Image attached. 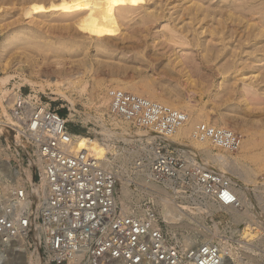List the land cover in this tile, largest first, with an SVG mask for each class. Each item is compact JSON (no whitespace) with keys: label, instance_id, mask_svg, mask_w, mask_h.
<instances>
[{"label":"bare ground","instance_id":"obj_1","mask_svg":"<svg viewBox=\"0 0 264 264\" xmlns=\"http://www.w3.org/2000/svg\"><path fill=\"white\" fill-rule=\"evenodd\" d=\"M149 1L150 0H0V22L7 17H13L14 14L19 15V17H16L9 22L0 24V70L4 73L3 76H0V122L11 123L13 121L10 109L12 108L15 99L18 96L22 97L24 95L19 89L21 86H24L23 84L17 85L16 87H18V89H13L8 93L4 89L10 81L11 74L8 73V70L13 64H16L17 67L20 68H24L26 65L30 66L29 75H27L28 77H24V81L31 85L39 84L42 87L43 84L39 83L34 77H39L37 75H40L41 73L43 74L44 67H48V72L50 71L55 74L54 81L49 80L48 84H51L50 86H52L57 95L59 94L64 99H68L69 96L67 97V94H65L66 92H64V88L68 89L69 87H77L78 84L75 86V82L79 79L78 77L84 75L88 71H97L102 65L109 67V71L112 72L113 75L116 73L122 74L127 70V67L125 66L126 64L119 65L118 62H116L117 64H111L112 62L106 63L105 61L107 60V62H109L108 60H113L114 57L113 53L115 49L112 46L113 44H109L110 41L113 40L116 42V40L123 39L122 35L123 37H126L127 35L122 31V27L126 25L127 21H131L135 16L139 15V18L132 23L134 29L140 26L146 27L149 24L165 19L167 15H169L167 21H172L173 25L167 23L161 40L163 42H172L174 44L195 45L202 49V56L207 61L216 59L223 53L224 56H226L229 51L225 50V48L231 43L233 35L236 34L238 36L240 33H243V35L240 34V36L237 37L238 43L240 44L242 42L241 40L250 43L253 49L262 55L261 60L264 61V46L262 44L263 40L261 39L264 38V0H226L225 5L218 6L219 18L216 27L209 25V22L211 21L209 20V17L214 13V10L210 9L214 6L211 4L205 5L204 0H169V4L176 3V5L168 9V12H165L166 8H164V6L167 5L163 4V0H154V5L158 1L159 4L156 6L153 5V8L149 5ZM171 9L173 10L172 12H170ZM80 10L82 11L81 13H79ZM81 15L85 16L78 19ZM174 15L176 16L173 17ZM25 16H27V19H25ZM177 18H181L180 23L185 21V19L188 20L191 26H178L179 23L175 22ZM204 20L206 22L203 24ZM108 22L111 23V26L116 27V31L120 32L118 36H114L110 34L109 31H106L109 29L107 28ZM201 23L202 25H200ZM197 24L200 25L199 28L195 27ZM204 25H206L205 31L203 30ZM189 32L191 33V38L186 40V38L190 36ZM206 33L210 34V39L207 40V38H205V41L201 42V39L204 37L202 35ZM227 38L229 39L226 40ZM214 40L221 43V47L217 50L211 46V43ZM90 46H94L93 48L96 50L93 55L89 53ZM238 48L239 47H234L230 54L236 58L228 60L218 69L221 73L236 72L238 68L236 62L242 50L241 48ZM252 55V59L255 58V55ZM246 61L247 60H243L241 64L248 65ZM179 62L180 60L177 61V64H179ZM82 67L84 71H81L80 68ZM135 71L140 73V68L135 67ZM256 71V68L250 69V77L248 79L257 78L258 75H260L264 80V70L257 72L258 74H256ZM138 76L140 77L139 82L137 81L138 85H140V88L138 89L133 88L136 83L129 82L128 84H125L121 81L112 82V79V83L103 87L100 82L94 83L95 85L94 87L92 86L93 89L91 90V95L97 97L103 93L98 100L99 104L97 107H103L104 104L107 105V114L112 119L109 120L112 121L110 125L106 123L107 121L105 122L103 120L100 123L102 130V132H100L103 134L104 138L122 140H130V138H134L130 141L137 145L139 144V146H136V149L124 148L122 149L123 152L120 151V149L113 151V147H111L110 144L100 141L97 136L91 138L74 134L72 132L73 150L79 151L89 149L93 151L98 158H102L105 164L110 167L117 166V162L124 165L126 157L135 158V164L140 156H151L154 138H157L159 135L151 130L135 127L127 119L113 114L110 111L107 94L110 90L117 89V87L118 89L132 88L134 89V92L138 93L136 95L141 94L143 97L146 96L144 98L151 102L164 105L167 104V106L170 104L174 106L176 110L179 109L181 112H183V110L180 108L179 103H182L183 101L179 99L178 96H174L167 87L162 88L161 90L163 91L158 93L157 81L152 75L138 74ZM85 77L87 76L85 75ZM46 78L49 79V77ZM82 80L83 79H81V81ZM45 83H47V81ZM82 84H79L77 88L83 90L88 83L86 84L85 81V85L83 84L82 86ZM111 85H114L112 87L116 88L108 90V87ZM81 89L79 90V93ZM71 92H73L72 88ZM104 93H106L105 96ZM26 98H36L39 100L38 98L40 97L37 91H31ZM69 100L71 101V98ZM184 114L186 119L176 128V131L172 134L160 135V138L168 144H170L171 141H179L180 138L191 139L192 149L188 150L187 154L183 151V154L178 153V155L183 156L184 159L210 173H216L220 176L227 177L230 182V190L235 195L237 203L223 206L216 202L211 195L198 190L194 196L195 200H187L184 198V200H180L177 204L168 196L162 195V193H157V195H154V201L158 206L160 217L162 216L164 221H166L167 226H170H168L169 230H171L189 220L185 214L188 211L193 213V209L189 208L188 205L205 207L208 214L211 212L213 213L216 210L227 209L230 211V219L235 225L232 227V230L234 233H237L240 231L237 227L239 222L248 219V221L252 223L255 220L254 217H252L254 214L249 213L248 205H250L252 201L250 192L253 185L256 183V166L252 167L249 163H243L235 157L232 158L229 154V151L231 150L219 147L210 140H204L197 137L196 126L198 123L196 121L201 117V114ZM128 123L135 129L131 130ZM247 143L248 141L245 140L244 144H241L242 147L246 146ZM122 147L123 146H121V148ZM0 155L8 156V152L6 149L2 148L1 145ZM242 156H248V154L245 153ZM255 156L264 163V144L261 151ZM257 158L254 157L252 159L255 160ZM29 161L28 166L32 167V170L36 167L42 170L43 163L40 159L36 158V160H33L29 156ZM6 163L8 165V161ZM122 164L118 170L117 201L121 203L124 209H129V200L127 199H130L134 192L129 183L131 182L129 177H131L133 173L134 164L130 167V170L127 173L126 166H122ZM29 167H24L22 163H20L19 169L11 168L10 178L12 179V182L5 181L0 185V198H7L8 193L13 189H24L26 194H29V196H32L34 199L36 198L37 192L33 188V171L31 175ZM133 174L136 181H140L143 184L149 183V173L147 171L134 172ZM237 182L242 183L244 186L237 188L235 186V183ZM150 184L156 188V190H164V187L160 186L157 182H150ZM133 194L136 196L140 195L139 197H136V199H139L143 194L150 193L146 190L140 189V191L137 190V192ZM258 198L261 202H264V190L260 191ZM200 207H198V209H201ZM178 208H183V211H180ZM190 217L193 216L191 215ZM258 217L264 222V205L263 211L258 214ZM171 231L174 232L175 229ZM206 233L200 232L203 236H206ZM182 237L185 236L183 235ZM34 238L36 240V247L34 248L36 252L34 251L35 253H26V255H24L25 264H39L40 262L38 256L40 243L37 232L34 234ZM203 241L211 242V240ZM22 242L28 246L29 241L27 240L26 235H21L18 239L9 242L6 245H10L15 249L18 244L20 245ZM194 243L195 241L192 240L187 243L184 242V245L189 246ZM0 246V264H11L14 262V260L11 261V255L7 256L1 249L5 246L2 238H0ZM220 250L222 253L229 252L226 245L220 247ZM223 256L225 259V255Z\"/></svg>","mask_w":264,"mask_h":264},{"label":"built area","instance_id":"obj_2","mask_svg":"<svg viewBox=\"0 0 264 264\" xmlns=\"http://www.w3.org/2000/svg\"><path fill=\"white\" fill-rule=\"evenodd\" d=\"M28 94L15 99L13 121L2 129L8 132L4 137L9 148L22 159H40L43 167L32 170L37 175L35 199L24 189H13L0 200V238L5 244L26 235L28 244L36 245L37 232L45 264H225L216 242L185 246L171 237L184 233L178 226L169 230L154 201L157 193L176 203L195 200L199 190L223 206L237 203L227 177L194 165L160 138L176 131L186 119L184 113L120 89L107 94L113 114L159 135L151 156H140L133 165V173H149V183L136 181L133 173L129 177L134 190L150 194L129 200L130 208L124 209L117 201L118 167L107 166L89 149L73 150L67 117L40 95L37 100L26 98ZM196 136L231 151L241 140L229 128L205 124L197 125Z\"/></svg>","mask_w":264,"mask_h":264},{"label":"rangeland","instance_id":"obj_3","mask_svg":"<svg viewBox=\"0 0 264 264\" xmlns=\"http://www.w3.org/2000/svg\"><path fill=\"white\" fill-rule=\"evenodd\" d=\"M153 1L154 0L149 1L151 8H153L154 5ZM204 1L205 5L211 4L214 6L212 9H210L214 10V13H212V15L209 17V20H211L209 25L216 27V23L219 18L218 6L225 5L226 0ZM162 2L163 4L167 5L164 6V8H166L165 12H168V9L176 5V3L169 4V0H163ZM158 4L159 1L156 2L154 6ZM172 11L173 10L171 9L170 12ZM81 12L82 11L80 10L79 13ZM82 16L85 15L79 16L78 19ZM139 16H135L133 20L127 21L126 25L122 27V31L127 35L126 37H123L122 35L123 39L116 40V42L111 40L109 43L111 45L113 44L112 46L115 49L113 53L114 57L113 60L109 59V62H107V60L105 62H112L111 64L118 62L119 65L126 64L125 66L127 67V70L124 73H116L113 75V73L109 71V67L105 65H102L97 71H88L89 74L86 72L84 75H82L83 78L82 76H79L78 78L80 80L77 79L75 82L76 86L77 84L79 85L83 82L85 85L86 81L88 86L86 85L83 90L79 87L81 89L80 93V89L77 88L78 85L77 87H71L73 92H71L70 87L68 89L64 88V92H66L65 94H67V97L69 96L68 99H64L59 94L57 95L52 86H50L51 84H48L49 80L54 81L55 79V74L51 73L50 71L48 72V67H44L43 74L41 73L40 75H37L39 77H34L39 83L43 84L42 87L39 84L31 85L24 81V77H28L27 75H29L30 66L26 65L24 68H20L17 67L16 64H13V66L8 70V73L11 74L10 81L7 83L4 89L8 93L13 89H18V87H16L17 85L23 84L24 86H19V89L23 94H27L31 91H37L42 97V100L44 99V103H47L51 108L57 109L58 112L64 116L67 117L68 115V120L70 121H68V123L71 132L91 138L93 136H97L100 141L110 144V146L113 147V151L120 149V151L123 152L122 149L124 148L136 149L139 144L137 145L136 143L131 142L134 138H130L131 141L104 138L103 134L101 133L102 130L100 123L103 120L105 122L107 121L106 123L110 125L112 121L109 120L112 119L107 114V105L104 104L103 107H97L99 104L98 100L101 98L103 93H101L100 96L98 95L99 97L91 95V90L93 89L92 86L94 87V83L97 82H100L103 87L112 82L121 81L125 84H128L129 82L136 83L133 88L138 89L140 88V85L137 83V81L139 82L140 80L138 74L152 75L157 81V87L159 91L158 93L163 91L161 90L162 88L167 87L174 96H178V98L183 101L182 103H179V106L184 113L201 114V117H199V119L196 121L198 123L197 125L205 124L234 130L240 136V145L242 143L244 144L245 140L248 141V143L244 147H242V144L236 151H229L230 156L232 158L235 157L241 160L243 163H249L252 167L256 166V183L253 185V188L250 192L252 201L251 204L248 205V209L250 211L249 213L254 214L252 215V217L255 219L254 222L250 223L248 219L246 221L239 222L237 227L240 229V231L234 233L232 227L235 225L230 219L231 215L229 210H216L213 213L211 212L208 214L205 207H200L198 205H188L189 208L193 209V213L188 211L185 216H187L189 220L186 223H181L177 228V231L183 232L184 234L169 235L173 238H176L182 244L192 240L195 242L211 240L216 242L219 247L226 245L229 249V252L222 253L225 255V264H264V222L258 217V214L262 213L264 205V202L262 201V203L258 198L260 191L264 190V163L262 160H259L257 156H255L261 151V148L264 144V80L260 77V75H258L257 78L248 79L250 77V69L256 68V74H258L257 72L264 70V61L261 60L262 55L259 52H256L252 45L247 41L241 40L242 44H239L237 37L240 36V34L243 35V33H240L238 36L234 34L231 39V43L227 45V48H225V50L229 51L226 56H224L223 53L218 58L207 61L202 56V49L196 47L195 45H182L180 43L174 44L172 42H163L161 40L167 23H171V25H173L172 21H167L169 15H167V17L161 21L154 22L146 27L140 26L134 29V27H132V23L134 20L139 18ZM175 16L176 15L173 17ZM16 17H19V15L14 14L13 17H7L6 19H3L0 24L9 22ZM25 19H27V16H25ZM180 20L181 18H177L175 21L176 23H179L178 26H191L188 20L185 19V21L181 23ZM205 22L206 21L204 20L203 24ZM107 24V28L109 29L106 31H109V33L114 36H118L120 34V32L116 31L115 26H111L110 22ZM200 25H202V23ZM200 25L197 24L195 27L199 28ZM205 29L206 25H204L203 30L205 31ZM189 35L190 36H188L186 40L191 38L190 32ZM202 36L204 37L201 39V42L205 41V38H207V40L210 39V34L208 33L203 34ZM228 39L229 38L226 40ZM261 39L263 40L262 44L264 46V38ZM211 46L217 50L221 47V43L217 40H214L212 41ZM93 47L90 46L89 49V53L91 55L96 52V50H94L95 48ZM234 47H239L242 49L236 62L238 68L236 72H228L223 74L218 69L228 60H233V58H236L230 55ZM252 54L255 55V58L253 59ZM242 59L247 60L246 62L248 65L243 64V66L241 64L243 61ZM178 60H180V67L179 64H177ZM135 67L140 68V73L135 71ZM80 69L81 71H84L83 67ZM3 74L4 73L0 70V76H3ZM85 75L87 77H85ZM46 77H49V79ZM81 79L85 80H82V82ZM46 81L47 83H45ZM112 86L114 85L109 86L108 90L111 88H116ZM73 88H76V91ZM119 89L138 94L134 92V89L132 88ZM105 95L106 93H104V96ZM70 98L71 101L69 100ZM169 106L175 108L170 104ZM4 123L5 122H0V145L2 148L6 149L8 156L0 155V185L5 181L12 182V179L10 178L11 168L19 169L20 163H22L24 167H29L28 164L30 162L29 158L22 159L16 154L13 148L8 147L4 137L8 134V132L6 129H2V125ZM128 125L131 130L135 129L130 126L129 123ZM1 130H3V132ZM170 144L174 147L177 153L181 154H183V151L186 152L185 154H187L188 150L192 149V140L189 138H180L179 141H171ZM121 146L123 147L121 148ZM245 153H247L248 156H242ZM254 157L257 159H252ZM30 158L36 160L34 156H30ZM125 160L124 165L122 163L121 164L122 166H126L125 168L127 173L136 159L126 157ZM7 161L8 165L6 163ZM121 164L119 162L116 163L118 169L120 168ZM29 168L32 175V167ZM37 168L38 167H36V173L38 172ZM33 177L35 180L37 175L33 174ZM235 186L239 188L244 185L237 182L235 183ZM136 192L137 190H134L133 193ZM133 193L132 197L127 200L132 201L133 199H136V197L140 196H136ZM2 198L3 197H1L0 200ZM140 198H142V196ZM198 207L201 209H198ZM178 209L183 211V208ZM191 215H196V217L193 219L190 217ZM175 228L171 230H174ZM200 231H202L201 233L207 232L205 234L206 236H203L202 234H194ZM186 232H188V234H186ZM243 232L246 233L244 234ZM183 235L185 237H182ZM35 247L36 245L30 241L28 246L22 242L20 245L18 244L15 249H13L12 246L6 244L1 249L7 256L11 255V261L14 260V262L11 264H25L24 255H26V253H35ZM38 256L40 260L39 264H45L42 250L40 249Z\"/></svg>","mask_w":264,"mask_h":264}]
</instances>
